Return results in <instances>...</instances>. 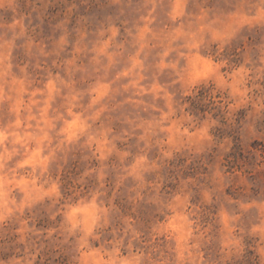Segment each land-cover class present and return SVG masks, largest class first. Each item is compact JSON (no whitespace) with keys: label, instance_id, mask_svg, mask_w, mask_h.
I'll use <instances>...</instances> for the list:
<instances>
[{"label":"rangeland","instance_id":"rangeland-1","mask_svg":"<svg viewBox=\"0 0 264 264\" xmlns=\"http://www.w3.org/2000/svg\"><path fill=\"white\" fill-rule=\"evenodd\" d=\"M0 264H264V0H0Z\"/></svg>","mask_w":264,"mask_h":264},{"label":"trees","instance_id":"trees-1","mask_svg":"<svg viewBox=\"0 0 264 264\" xmlns=\"http://www.w3.org/2000/svg\"><path fill=\"white\" fill-rule=\"evenodd\" d=\"M210 91H211L210 88L203 87L202 89H200L199 93L196 96L189 98L191 100L190 108L194 112L201 113L207 110L206 107H209V104L208 105L203 104L202 100L204 99V97L210 95Z\"/></svg>","mask_w":264,"mask_h":264}]
</instances>
